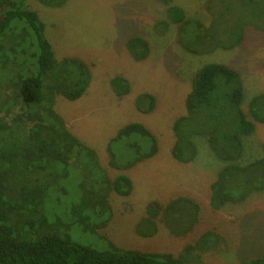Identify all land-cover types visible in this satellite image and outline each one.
Here are the masks:
<instances>
[{
	"label": "trees",
	"instance_id": "16d2710c",
	"mask_svg": "<svg viewBox=\"0 0 264 264\" xmlns=\"http://www.w3.org/2000/svg\"><path fill=\"white\" fill-rule=\"evenodd\" d=\"M36 1L53 8L67 2ZM159 1L167 18L160 23L176 24L179 37L189 32L191 43L204 45L207 51L239 47L247 25L264 32V0H208V24L189 18L175 0ZM178 41L190 52L202 51ZM126 47L137 60L146 58L150 50L148 41L139 36L130 37ZM90 81V64L73 56H56L44 22L27 0H0V264H190L192 250L219 247L223 238L212 230L178 256L122 248L110 239L106 232L113 216L110 195L130 194L132 181L123 171L154 156L158 141L140 122L119 127L105 147L108 165L121 171L110 177L95 150L75 136L54 109L56 97L74 101ZM110 85L118 96L129 92L121 77L112 78ZM243 89L240 74L231 65L206 63L192 74L185 111L172 124L175 160H193L198 147L192 137L202 136L224 162L209 186L213 209L264 191V151L241 160L243 138L254 131L256 122L264 123V92L253 96L245 110ZM135 107L143 113L152 111L154 95H137ZM83 163L88 171L98 166L105 173L95 182L84 175L85 179L80 175L77 182H68L69 165H78L81 171ZM199 210L189 196L150 201L134 232L150 237L161 223L172 234H183L197 223ZM77 235L92 236L99 246L82 244ZM237 264H264V258Z\"/></svg>",
	"mask_w": 264,
	"mask_h": 264
},
{
	"label": "rangeland",
	"instance_id": "374dc122",
	"mask_svg": "<svg viewBox=\"0 0 264 264\" xmlns=\"http://www.w3.org/2000/svg\"><path fill=\"white\" fill-rule=\"evenodd\" d=\"M207 1L175 0L189 18L203 24L210 20ZM27 4L44 22L45 35L58 58L73 56L91 65V81L82 96L74 101L58 96L54 109L70 131L95 150L110 177L121 171L108 165L105 147L119 127L140 122L157 137V153L123 171L132 181L130 194L110 195L113 216L106 228L110 239L122 248L178 256L204 232L212 230L223 238V243L208 251L192 250L190 264H237L264 258V191L252 192L238 202L213 209L209 186L224 162L202 136L192 137L198 153L190 162H179L171 155L175 140L172 124L185 111L191 76L199 67L224 62L236 69L244 87L245 110L253 96L264 92V32L247 25L239 47L207 51L204 45L191 43L194 41L189 36L191 33L179 37L176 24L160 23L167 18L165 5L159 0H67L58 8L44 6L36 0H27ZM133 36L148 41L150 50L146 58L135 59L126 47V41ZM179 39L202 51H188L179 44ZM115 77L129 84L128 93L118 96L113 91L110 81ZM144 92L155 97V107L148 113L135 107V97ZM263 145L264 123L256 122L254 131L243 138L241 160L260 156ZM82 165L81 171L78 165H69L68 182H77L80 175L88 182H95L104 172L100 165L102 170L97 166L90 171L84 169L87 164ZM180 195L193 198L200 207L198 221L190 231L172 234L160 223L150 237L134 232L148 202H165ZM75 239L85 245L99 246L92 236L77 235Z\"/></svg>",
	"mask_w": 264,
	"mask_h": 264
}]
</instances>
